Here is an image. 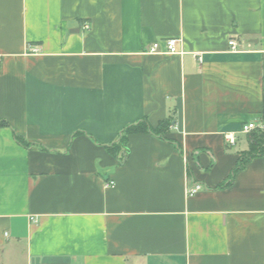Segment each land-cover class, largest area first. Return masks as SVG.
Here are the masks:
<instances>
[{"label":"crops","instance_id":"1","mask_svg":"<svg viewBox=\"0 0 264 264\" xmlns=\"http://www.w3.org/2000/svg\"><path fill=\"white\" fill-rule=\"evenodd\" d=\"M252 122L264 0H0V264H264Z\"/></svg>","mask_w":264,"mask_h":264},{"label":"trees","instance_id":"2","mask_svg":"<svg viewBox=\"0 0 264 264\" xmlns=\"http://www.w3.org/2000/svg\"><path fill=\"white\" fill-rule=\"evenodd\" d=\"M169 124L164 123L158 129H154L147 119L141 120L136 124L130 125L120 137L118 144L112 146V149L116 150V154L126 155L128 150V137L132 134H146V133H153L158 136H163L164 133L167 131ZM264 127V124H263ZM16 141L24 146H28L24 140H22L17 135L15 136ZM264 156V128L258 129L253 131L249 135V150L247 152L242 153L239 163L237 167L234 169L233 173L231 174L230 179L228 180L227 184H231L234 180L235 173L241 169H243L249 162H251L255 158L263 157ZM125 156H122L121 159L124 160Z\"/></svg>","mask_w":264,"mask_h":264},{"label":"built area","instance_id":"3","mask_svg":"<svg viewBox=\"0 0 264 264\" xmlns=\"http://www.w3.org/2000/svg\"><path fill=\"white\" fill-rule=\"evenodd\" d=\"M85 29L88 30L89 26L88 24L85 25ZM164 46L162 48V44L159 42L153 43L150 47L149 50L147 51L148 54H166V55H180L182 56L184 52L181 50L180 45L182 43V40L179 38H169L166 39L164 42ZM230 46L232 48L233 52H239V46L235 40L230 41ZM34 52L37 53L38 50L34 49ZM263 124L261 126H258L256 123H248L243 126L242 132L244 134L250 135L253 131L258 130V129H263ZM226 141L230 145H235L236 144V137L233 134H228L225 136ZM109 185H113V182L110 183ZM202 189V185L200 184H195L193 186H189L187 188V194L188 196H194L196 195L200 190Z\"/></svg>","mask_w":264,"mask_h":264}]
</instances>
